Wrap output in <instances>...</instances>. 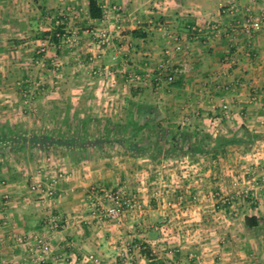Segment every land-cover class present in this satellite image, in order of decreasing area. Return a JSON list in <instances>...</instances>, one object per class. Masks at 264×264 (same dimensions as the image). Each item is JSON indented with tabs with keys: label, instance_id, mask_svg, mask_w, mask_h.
Segmentation results:
<instances>
[{
	"label": "crops",
	"instance_id": "1",
	"mask_svg": "<svg viewBox=\"0 0 264 264\" xmlns=\"http://www.w3.org/2000/svg\"><path fill=\"white\" fill-rule=\"evenodd\" d=\"M40 1V9L6 8L1 15L9 22L34 13V25L18 30L33 28L44 38L56 28L53 17L62 15L68 34L52 42L49 59L57 69L50 74L56 91L37 96L32 121L24 115L28 110L5 109L10 124L59 127L63 122L55 118L74 111L126 122L135 100L152 103L165 126H186L198 138L209 133L211 144L216 137L227 141L210 152L157 160L120 147L85 157L62 146L9 149L22 158L0 167V264H241L264 257V26L250 36L230 29L264 8V0H238L232 14L221 13L223 0H97L104 15L96 19L88 15L87 0ZM3 2L9 7L12 0ZM208 22L218 25L217 33ZM187 25L201 28L198 37ZM98 31L111 43L91 40ZM176 41L182 42L180 50L173 48ZM92 65L103 73L87 77ZM177 65L187 67L171 84L134 77ZM60 85L67 89L58 90ZM6 93L5 99L13 95ZM35 153L38 159L30 157ZM35 180L44 189L52 186L53 198L33 191ZM116 187L129 190L136 206L118 221L101 219L96 212L108 205L107 191ZM53 214L61 219L57 230L50 228ZM246 216L258 225L246 227ZM40 235L50 249L35 262L34 240ZM257 243L260 251L250 248ZM142 244L151 258L140 251Z\"/></svg>",
	"mask_w": 264,
	"mask_h": 264
},
{
	"label": "rangeland",
	"instance_id": "2",
	"mask_svg": "<svg viewBox=\"0 0 264 264\" xmlns=\"http://www.w3.org/2000/svg\"><path fill=\"white\" fill-rule=\"evenodd\" d=\"M42 3H44V1L42 2L40 0H12V3L9 5V7H7L8 3L7 4L4 3L3 0L0 1V12H1L0 13V136H1V132L4 131L3 128H5V126H10L13 130L20 131V133L24 137H28L30 132L33 130L34 131L36 130V132H40V131L50 132L55 135H74L75 133L83 134L85 130H87V132L90 135L99 136L101 132L103 131L104 119L108 116H105V115L99 116L97 114L82 116V114H79L76 111H74V113H71L68 115L59 114V118H55V120H57L58 123H60V121L63 122V124L59 125V127H53V128H40L39 127L36 129H34V127L29 128V126L28 127L27 126L25 127L17 126L16 127L17 122H14V123L12 122V124H10L9 120L4 116L5 115L4 110L8 108L15 109V111H21V112L22 111L24 112V110H28L24 115H26V120H28V122L32 121L35 119L37 115L36 114L37 110L35 108L38 106V104L36 103V98L39 97L38 95H41L42 93L48 94V93L56 91L55 89L56 86L53 85L52 81L50 80V74H53L54 71L55 72L57 71L56 66L49 60L52 58L53 53H54V49L52 47L53 41L51 37L49 36L47 38H44V33L43 34L35 33L33 28L29 30V32H21L20 30H18L20 26H23L26 24L34 25L33 21H35L38 18L34 16V13H32L27 16L23 15V17H12L9 22H6L5 18L1 15L3 14V12H7L6 8H12V9H17V10H21V8H27L30 10H35V9H40L42 7L41 6ZM44 7L45 5H43V8ZM77 8L73 7L70 10L76 9L78 10V12H80L79 15L82 16V13H81L82 11ZM50 14L51 13H48L49 18H47L49 22L50 20H52V18L50 17ZM61 18H62V15H57V17H53V20L55 19L58 20V23H54V26L57 27L58 24H61V21H60ZM63 31L64 33L63 35L60 36V39L65 41L68 33H66L64 29ZM102 34L104 33L100 31L93 33L92 34L93 38H91V40L99 44L98 39H99V36H101ZM105 36H107V34H105ZM108 37H109V42L111 43V39H110L111 37L110 36ZM39 39H46L47 41L46 43L41 44ZM75 40L78 42L82 41L81 38L79 39L76 38ZM22 43H26V45H23L25 48L23 47L17 48V45L22 44ZM106 44L108 43H104L100 45L105 46ZM14 45H16L15 48H13ZM41 58H42L43 64H40ZM99 67L100 66H94V65L88 67V70L86 71L87 73L85 72L87 77H91V76L94 77V76L100 75V73H103V72H100L101 70ZM93 70H96V72H93ZM59 71L65 72V69L59 68ZM62 82H64L63 84H66L67 81H62ZM76 83H78V81H75V84L73 85L75 89H77ZM61 86L62 85H60V88L58 90L65 91L67 89L66 86H62V87ZM6 92L13 93L10 99H5L6 95L2 96L3 94H8ZM22 93H24L25 95H23ZM44 102H47V101L44 100ZM49 102L50 101H48V103L46 104H49ZM46 119L50 121L52 118L50 117V115H47ZM111 120L118 121V119H111ZM147 133H148L147 130H142L140 132V136L144 138V140H142L144 144H147V141H148V139H146ZM7 145L8 144L4 143L0 138V153H2V156H0L1 157L0 167H5L9 162L10 163L15 162L16 164H18L22 158L21 153L19 152H16L10 155L9 149H7ZM54 148H57V147H48L47 150H54ZM47 150L44 153H47ZM60 150L63 151L64 150L63 147H60ZM89 150L90 151L88 152H86L85 150H81L80 152H78V150H76V157L88 156L86 153H89L90 156L94 154L96 155L99 154V151L97 148H94V149L90 148ZM112 150L113 148L104 149L105 152H111ZM30 157H35L38 159L40 155L35 153L34 156L30 155ZM38 182L39 181L35 180V183H38ZM42 186L43 185H40L38 187V190L37 189H32V190L36 191L37 193L41 195L42 193L39 190L43 188ZM117 188L118 187L111 188V190H108L107 192L115 191ZM127 194L133 199L134 206L131 208L133 209L137 203L136 198L133 197L132 193H130L129 190ZM107 203L109 205L111 203V200L109 199ZM108 205H106L105 207H107ZM104 208H101L99 211H102ZM99 211H97L96 213L98 214ZM107 221H111V220H107ZM17 242L23 243V241L20 242L19 240H17ZM46 242L48 244L47 252H49L50 244L47 240ZM259 244L260 243L252 245V247L250 248H252L255 251H260L262 245H259ZM34 249L35 250L33 251H37V254H35L34 261L36 260L38 262H41L44 256L43 254H46V253L39 252L40 247L37 246L36 241H35ZM140 251H145L149 254L151 252V249L147 248V246L142 244L140 245ZM38 254L41 255L39 258H38ZM44 260L46 259L44 258ZM241 264H264V257H260V254H259L258 256H255L253 259L249 261L242 260Z\"/></svg>",
	"mask_w": 264,
	"mask_h": 264
},
{
	"label": "trees",
	"instance_id": "3",
	"mask_svg": "<svg viewBox=\"0 0 264 264\" xmlns=\"http://www.w3.org/2000/svg\"><path fill=\"white\" fill-rule=\"evenodd\" d=\"M88 15L92 19L101 18L104 15L103 8L97 0H87ZM64 24H58L51 32V39L55 43L63 35ZM138 35V30H132ZM140 35V34H139ZM132 111L126 122L113 121L106 117L103 122V131L99 136L90 135L87 130L83 134L55 135L50 132L31 131L28 137L22 136L20 131L5 126L1 132V140L7 143V149H18L23 145L36 147L62 146L70 150H85L97 148L101 152L105 148L120 147L135 156L147 155L151 160H157L167 156H195L210 152L221 147L227 140L216 137L211 144V135L202 132L198 138V132L192 131L186 126L171 128L156 120L155 107L150 102L131 100ZM89 120V119H88ZM142 130H147V144H144L140 136ZM2 156V153H0ZM244 224L248 228H254L258 222L253 216H246ZM148 257L149 254L144 251Z\"/></svg>",
	"mask_w": 264,
	"mask_h": 264
},
{
	"label": "built area",
	"instance_id": "4",
	"mask_svg": "<svg viewBox=\"0 0 264 264\" xmlns=\"http://www.w3.org/2000/svg\"><path fill=\"white\" fill-rule=\"evenodd\" d=\"M113 9L115 7L113 6ZM238 9V0H223L220 11L222 14H232L235 13ZM264 26V8H262L258 13L252 16L245 17L242 21L236 22L234 25L230 27L231 31H240L244 34L250 36L253 34L254 31L258 30ZM187 30L190 32L195 38L198 37L199 31H201V28H199L196 25H187ZM207 28L214 30V32H218V25L213 22H208L206 25ZM99 44L109 43V37L108 35L105 36V34H102L99 36L98 39ZM173 48L175 50H180L182 48V42L176 41L173 45ZM42 58L40 59V64L42 63ZM187 67L186 65H177L172 67L170 70H168L166 73H157L154 76L150 72H144L141 75L135 74L134 77L136 80H146L151 79V81L156 86H161L163 83L171 84L176 80V77L178 74L182 73ZM93 72H96V70H93ZM42 185L40 182L33 183L31 186V189H37L38 187ZM41 190H39L42 194L48 198H53L52 194V186H47L44 189V186H42ZM107 197L111 200V203L105 207L102 211L98 212V216L101 219H107L111 221H118L123 215V212L125 209H131L134 206L133 199L128 195L125 194L124 189L117 188L115 191L107 192ZM50 228L53 230L59 229L61 224V219L58 214H53L49 218ZM20 242L24 241L23 238H18ZM37 246L40 247L39 252L46 253L48 251V244L46 242V239L43 236H37L35 238ZM41 255L38 254V258Z\"/></svg>",
	"mask_w": 264,
	"mask_h": 264
}]
</instances>
